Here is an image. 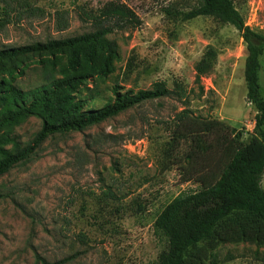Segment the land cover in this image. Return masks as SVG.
Returning <instances> with one entry per match:
<instances>
[{
    "label": "rangeland",
    "instance_id": "obj_1",
    "mask_svg": "<svg viewBox=\"0 0 264 264\" xmlns=\"http://www.w3.org/2000/svg\"><path fill=\"white\" fill-rule=\"evenodd\" d=\"M103 1L31 0L39 11L4 21L0 48L87 31L89 24L80 20L76 6ZM121 1L135 11L141 24L108 35L118 45L113 70L98 73L97 60L76 96L86 100V108L96 109L112 101L115 90L136 92L164 80L169 89L175 81L182 84L187 103L162 97L82 131L53 134L28 160L1 175L0 264L63 259L60 264H152L164 247L154 227L156 216L173 197L195 189L192 182L181 181L174 158L187 142L167 156L173 114L185 105L195 115L234 127L244 141L254 133L256 110L246 100L244 79L247 50L233 25L213 16L179 19L164 13L169 6L187 11L197 0ZM233 1L245 23L264 34V0ZM207 46L216 50V63L198 83L195 67ZM52 57H25L0 80L23 90L33 88L43 82L45 58ZM55 61L58 68L66 65L64 56L56 55ZM260 65L264 100V55ZM40 126L39 118L28 116L12 127L11 134L25 142ZM261 185L264 188V174ZM217 253L219 264H264V245L225 243Z\"/></svg>",
    "mask_w": 264,
    "mask_h": 264
},
{
    "label": "trees",
    "instance_id": "obj_2",
    "mask_svg": "<svg viewBox=\"0 0 264 264\" xmlns=\"http://www.w3.org/2000/svg\"><path fill=\"white\" fill-rule=\"evenodd\" d=\"M77 15L89 30L72 36L34 41L0 48V75L30 55L48 54L43 82L23 90L8 80H0V176L25 162L49 136L82 131L145 102L174 96L186 101L188 93L178 81L169 89L157 80L148 89L136 92L115 90V97L99 108H86V100L76 96L77 88L99 60L98 73L113 70L118 45L108 35L128 31L141 24L135 11L121 0H106L97 6L78 4ZM31 0H0V26L12 15L37 14ZM167 16L192 19L213 16L233 25L246 45L244 79L246 100L256 112L253 135L244 141L240 133L219 119L202 117L184 105L169 120L170 153L187 142L183 152H175L182 182L195 189L173 197L161 209L154 227L164 247L152 264H219L217 249L225 243L251 242L264 245V100L260 95V57L264 55V34L245 23L233 0H197L189 10L166 7ZM62 15V14H61ZM66 58L57 67L55 56ZM216 50L207 46L196 64V80L216 63ZM201 91L203 86H199ZM28 116L40 119L41 126L25 142L12 135V127ZM180 153V154H178ZM172 161V160H171ZM174 162H170L172 164ZM57 262L43 264H60ZM264 261V259H263Z\"/></svg>",
    "mask_w": 264,
    "mask_h": 264
}]
</instances>
